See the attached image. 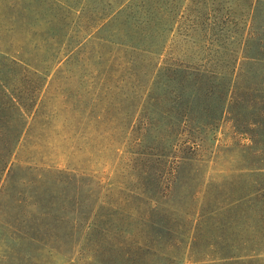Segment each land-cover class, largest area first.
Returning <instances> with one entry per match:
<instances>
[{
  "label": "rangeland",
  "instance_id": "rangeland-1",
  "mask_svg": "<svg viewBox=\"0 0 264 264\" xmlns=\"http://www.w3.org/2000/svg\"><path fill=\"white\" fill-rule=\"evenodd\" d=\"M171 4L176 9L165 17L170 23L161 60L137 51L133 21L153 17L150 6ZM230 55L228 92L220 101L213 79L196 91L182 80L181 99L178 81L157 79L163 62L183 72L185 66L219 71ZM0 91L17 108L19 101L27 104L12 168L90 178L117 244L114 255L100 259L49 245L28 247L14 241L0 217V264H133L139 247L147 260L156 253L178 257L179 264H204L207 257L193 251L190 238L200 205L212 195L221 201L224 188L247 181L236 177L250 159L245 149L255 154L264 147V0H0ZM209 91L213 96L203 97ZM176 105L179 111L193 106L195 119L211 112L216 119L203 129L192 118L182 137L173 136L172 143L198 145L206 177L174 194L182 196L189 185L199 193L186 197L188 215L181 207L174 212L175 233L158 238L147 224L148 205L153 194L166 192L164 180L155 187L162 167L156 155L168 151ZM180 218L188 219L186 225ZM174 243L179 250L170 247ZM23 248L30 252L19 255Z\"/></svg>",
  "mask_w": 264,
  "mask_h": 264
},
{
  "label": "trees",
  "instance_id": "trees-1",
  "mask_svg": "<svg viewBox=\"0 0 264 264\" xmlns=\"http://www.w3.org/2000/svg\"><path fill=\"white\" fill-rule=\"evenodd\" d=\"M150 7L155 12L153 17L133 21V44L137 51L146 55H157L161 60L170 23L165 17L176 6L171 4L168 7ZM125 9L126 7L122 11ZM178 16L179 12L172 15L173 24L178 22ZM231 60L233 57L230 55L228 64L219 71L201 68L188 71L191 68L185 66L183 69L186 72L180 71L181 66L171 70L163 62L158 67L156 65V75L159 81L162 78L165 81L171 78L179 82L181 87L176 99H181L186 93L182 80L192 81L187 87L196 91L209 82V79H213L211 87L215 89V96L220 101L228 92ZM213 93L214 91L206 92L203 97H212ZM0 94V217L12 229L14 241L34 248L40 244L49 245L72 254L87 252L94 259L114 255L117 247L111 236L114 232L105 221L108 209L99 203L100 197L97 196L90 178L61 170L34 174L30 169L12 168L11 158L25 127L22 111L26 110L27 104L19 101L17 108L14 100L5 99V92L0 91ZM187 106L180 111L178 105L172 108L173 120L170 123L173 129L168 139V151L161 150L156 155L162 167L155 174L158 177L155 187L160 186L164 180L166 192L162 191L161 196L156 193L152 195L154 197L148 205L150 218L147 224L158 238L175 233L178 229L174 226L175 220L179 216L174 212L181 207L188 215L185 212V207L189 204L185 201L186 197L190 193L194 198L199 195L192 185H187L182 196L174 194H179L178 191L184 183H193L206 177L204 165L197 154L198 145L187 139L172 143V139L173 136L182 137L185 134L192 118L203 129L216 118L214 112H211L212 114H206L202 119H195L193 106ZM8 111H12V114L8 115ZM165 116L169 120V112ZM147 125V122L141 123L143 131H146ZM245 151L250 159L247 157L249 161L238 169L236 177L247 181H243L238 187L234 185L231 189V185H227L222 190L224 199L221 201L212 197L213 195L210 196L208 201L200 205L195 219L197 222L193 224L192 220L194 227L190 226V232L193 229L194 231L190 237L191 247L193 251L202 250V254L207 257L204 264H264V147L255 154L250 152V147ZM180 221L186 225L188 219L180 218ZM202 237L209 239L198 244ZM152 243L157 244L154 241ZM170 247L178 249L179 245L174 243ZM141 250V247L137 251L133 249V264H179L178 257H157L156 253L155 258L147 260L140 256ZM28 252L29 249L23 248L19 255H26Z\"/></svg>",
  "mask_w": 264,
  "mask_h": 264
}]
</instances>
